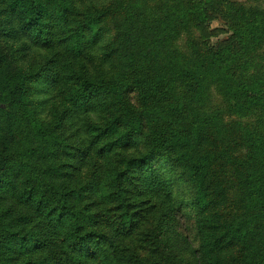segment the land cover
Here are the masks:
<instances>
[{
    "label": "trees",
    "instance_id": "obj_1",
    "mask_svg": "<svg viewBox=\"0 0 264 264\" xmlns=\"http://www.w3.org/2000/svg\"><path fill=\"white\" fill-rule=\"evenodd\" d=\"M263 64L258 6L0 0V264H264Z\"/></svg>",
    "mask_w": 264,
    "mask_h": 264
},
{
    "label": "rangeland",
    "instance_id": "obj_2",
    "mask_svg": "<svg viewBox=\"0 0 264 264\" xmlns=\"http://www.w3.org/2000/svg\"><path fill=\"white\" fill-rule=\"evenodd\" d=\"M222 1L223 3L227 1L228 3H232L233 5H236V6H242V5H244L245 7L258 6L264 9V0H222ZM215 6L216 5H213V7L208 8V11L211 13L210 17L212 18L211 19L212 21L206 26L199 27L194 32V36L196 38L195 41L197 43H199L200 45H204L205 48H210V49L212 48L214 50L229 44L230 39H231V33L228 31L227 26H226L227 20H225V16H223L222 14L223 10L225 13H226V10L223 7H219V6L217 9L216 8L217 6L216 7ZM8 27L11 29L10 26ZM5 44L7 45L8 48H10L11 51H15L14 54L16 53L17 55L19 53L16 51H19V49L21 48L20 43L14 40L11 41L9 40V38H5ZM186 44H187V40L182 38L181 41H179L178 45H176L178 47L177 49L184 53L186 46H187ZM20 59H21L20 63L22 65L28 63L25 57V53H24V59L23 58H20ZM209 98H210L211 107L216 108L222 105V101H223L222 98L218 94H216L214 91L210 92ZM154 168L157 171L159 170L161 172V174L159 175L161 176L162 181L166 182L165 184L167 186L171 184L172 180H175L178 178V175L176 173H173V175H170L168 167L166 165L160 164L159 162L155 164ZM177 184H178V188L175 189L174 191L177 197L176 204L178 208H182V213L186 214L188 213V207H186V203L188 200H184L182 196H185V194L189 191V188L185 186L187 185V183L184 180L180 182L178 179ZM186 224L190 225V222L186 221ZM168 233L171 237L170 240L172 242L175 241V239L177 240L176 236L179 235L177 228H175L174 230H168ZM175 246L181 250L188 248V246L183 245L182 241H180L178 245H177V242H175Z\"/></svg>",
    "mask_w": 264,
    "mask_h": 264
}]
</instances>
